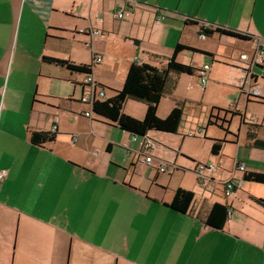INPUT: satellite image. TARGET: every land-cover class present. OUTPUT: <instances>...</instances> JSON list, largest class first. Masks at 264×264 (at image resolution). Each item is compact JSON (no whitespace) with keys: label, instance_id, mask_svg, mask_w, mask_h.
Listing matches in <instances>:
<instances>
[{"label":"crops","instance_id":"crops-1","mask_svg":"<svg viewBox=\"0 0 264 264\" xmlns=\"http://www.w3.org/2000/svg\"><path fill=\"white\" fill-rule=\"evenodd\" d=\"M136 1L131 15L117 19L122 0H0V170L6 173L0 183V264H264V206L254 200L264 199V183L244 180L246 172L264 173V150L247 136L253 126L257 139L264 140V63L249 75L241 59L255 41L264 44V0ZM113 8L114 20L120 21L114 27ZM202 25L229 28L251 39L220 33L201 37ZM70 32L85 41L78 51L86 48L92 61L94 52L107 53V42L119 36L134 55L130 64L164 66L177 44L193 47L198 51L185 50L177 59L196 68L199 78L201 68L187 56L214 61L217 48H210L208 40L227 44L246 97L243 108L233 111L246 138L229 131L225 137L237 146L235 158L226 163L225 155L213 156L224 164V178L218 181H237L231 197L212 182L217 191L210 199L203 197L190 212L179 213L166 205L173 197L167 198L162 182L156 178L145 185L136 178L133 162L140 152L130 167L111 162L112 137L99 130L96 120L84 117L87 107L79 109L74 95L57 98L48 91L53 80L81 83L79 74L44 60L82 63L76 60L80 53L63 50ZM50 44H63L59 54L48 51ZM245 77L253 79L259 95L246 93L250 83L241 86ZM54 126L53 142L32 143L33 132H54ZM126 133L124 141L130 142ZM147 137L154 139L152 133ZM241 163L244 172L236 168ZM215 202L231 208L222 230L197 218Z\"/></svg>","mask_w":264,"mask_h":264},{"label":"rangeland","instance_id":"rangeland-1","mask_svg":"<svg viewBox=\"0 0 264 264\" xmlns=\"http://www.w3.org/2000/svg\"><path fill=\"white\" fill-rule=\"evenodd\" d=\"M114 10L113 8L110 23L112 27L120 22L114 20ZM65 38L63 49L65 53H69L71 48L72 53L75 51L80 53V57L76 59L78 62L86 63L92 61L91 54L88 55V53L83 52L84 50L86 51V48H83L82 52L78 51L80 43L85 47L84 40L73 35L72 32L65 34ZM208 43L211 45L210 48H217L214 52L216 57L214 61L212 58L202 55L192 54L189 57L187 56V59H194L193 63L197 68L202 69L206 63L211 66L208 72L209 80L206 87L204 89L201 87L198 75L183 74L179 77L174 95L172 97H164L160 101L158 114L159 112L162 114L161 116L159 115L161 118H165L169 114L177 101H181L184 105V116L177 134L160 131L149 132V136L150 133L154 136V139L151 141L158 146L156 149L150 151V155L154 158L153 165L149 166L144 163V156H140L137 159L139 161L134 160L142 150V143L145 141V137L134 136L137 138V141H133V136L129 135L130 142L124 141V137L128 136L125 131L101 124L103 121L93 115V119L96 120L94 122L97 123L96 125L99 130L103 134L112 137L114 144L113 153L110 155L112 163L126 168L130 167L131 162L135 161L133 163L137 165L136 178L140 182L148 185L149 182L157 178L156 180L162 182L160 183L161 188H165L164 193H166L167 198H170V196L172 198L174 190L179 187L191 190L195 193L194 203L203 197L210 199L213 195L210 190L214 188V183H211L208 187H202L198 183L194 173V168L198 162L211 163L216 166V181L224 178V164L220 160L213 158L211 139L229 138L230 133H241L242 140L246 138L239 117L237 115L232 117L231 113H228V111H235L236 108L242 109V103L246 101V97L240 93L238 88L241 71L227 57V53L229 52L227 44H219L217 38L215 40L209 39ZM229 43L233 44L232 41ZM62 46L63 44H56L54 47L50 44L48 51L57 55L61 51ZM106 46L107 53H102V55L104 54V63L93 66L92 75L97 81L104 82L106 87L121 89L126 78L127 68L130 66L128 60L134 55L130 54L129 44L121 36L117 38L113 37L107 42ZM84 77L85 75L79 74V82H82ZM48 91L51 96L55 95L57 98L74 95L73 97L78 101L81 94V85L77 86L74 90L70 82L53 80ZM113 93L112 90L106 88V98L112 96ZM54 101L58 102V100ZM79 109L84 110L85 107L80 104ZM124 111L134 118L143 119L146 105L143 102L131 99L126 102ZM211 114L214 115L212 119L217 121V124L209 126L208 121ZM224 116L228 117L227 121H224ZM250 116L251 113L248 112L246 118L249 119ZM117 144H120L121 147ZM126 145L128 149L124 147ZM236 151L237 146L234 143L225 142L220 155H225L226 163H229L232 158H235ZM160 163L161 167L166 169V172L160 171ZM229 176L231 175H227L226 178Z\"/></svg>","mask_w":264,"mask_h":264},{"label":"trees","instance_id":"trees-1","mask_svg":"<svg viewBox=\"0 0 264 264\" xmlns=\"http://www.w3.org/2000/svg\"><path fill=\"white\" fill-rule=\"evenodd\" d=\"M195 24V21H190ZM200 35L211 37L215 33L221 35L233 36L240 39H251L247 35L239 33L229 28H211L201 26ZM198 51L193 47L177 44L172 56L168 59L164 66H154L147 63L132 62L128 68L125 81L121 89H112L114 93L101 101L95 102L92 106V112L95 117L100 118L104 123L117 127L120 130L130 133L133 137L142 136L148 139L151 131H160L165 133L177 134L182 124L184 116V105L181 101H177L173 109L165 118L158 115V106L160 101L167 96L172 97L178 85L179 77L183 74L196 75L197 69L190 64L178 61V55L185 51ZM44 60L62 66L68 69L72 74H89L92 75L93 66L98 64L92 63L77 64L71 60L59 59L54 57H44ZM74 88L80 86L81 83L72 82ZM136 100L146 105V113L143 119H137L124 111L125 104L128 100ZM229 112V111H228ZM236 115L235 112H232ZM214 115H210L208 125H215L217 121L212 119ZM93 118V117H92ZM219 119V117H217ZM95 120V119H94ZM226 121V120H224ZM253 128V126H252ZM250 127L248 130V139L251 144L258 149L264 150V140L257 139L255 133ZM56 132H33L31 135L32 143L35 145H44L53 142L56 139ZM211 152L213 155H219L222 152L223 139H211ZM244 180L256 183H264V173L246 172ZM195 199V193L185 188H177L174 190L172 201L166 205L176 212L187 214L190 212ZM254 200L264 206V199L254 198ZM231 213V208L219 202L211 204L205 209L202 215V223L208 227L222 230L226 225Z\"/></svg>","mask_w":264,"mask_h":264},{"label":"built area","instance_id":"built-area-1","mask_svg":"<svg viewBox=\"0 0 264 264\" xmlns=\"http://www.w3.org/2000/svg\"><path fill=\"white\" fill-rule=\"evenodd\" d=\"M137 1L136 0H122L121 5L116 10V18L122 19L124 17H127L131 15L133 12L134 7L136 6ZM93 34L98 35L100 32L98 30L93 31ZM201 37H205L204 35H201ZM88 46L90 45L87 44ZM241 59L246 62L247 66L246 73L249 75H252V70L255 66L261 65L264 63V44L262 41H255V44L252 47V50L249 52H244L241 54ZM93 60L95 64H101L103 61V55H100L96 52L93 53ZM209 66L205 65L200 71V81L201 86L205 87L207 83V77H208V70ZM85 75L83 81L81 82V94L79 98V102L86 106L87 108L83 111L84 117L92 118L93 112H92V106L95 102L101 101L106 98V88L97 81L93 75ZM249 81V85L246 88V93L248 95H259V90L257 87H252V81L253 79L250 77L249 80H247V77H245L242 80V87H244L245 83ZM56 130V127H53V131ZM136 137H133V140H136ZM155 144L150 140L146 139L142 143V150L140 151V155L144 156V163L148 165H153L154 158L150 155V151L154 150ZM160 171L166 172V169L164 167H161L160 163ZM239 171L244 172L245 171V164H237L236 167ZM215 172H217V168L215 165L211 163H200L198 162L197 165L194 168V173L196 175L198 183L202 187H208L212 182H217L219 185L222 186L221 188V194L228 198L231 196L234 191L237 188V181L234 177H230L228 179H224L221 181H216ZM5 171L0 170V183L5 178ZM217 189H211L210 192H216ZM207 228V227H206Z\"/></svg>","mask_w":264,"mask_h":264}]
</instances>
